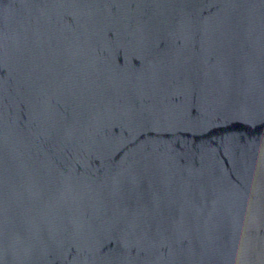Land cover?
Here are the masks:
<instances>
[{"label": "water", "instance_id": "obj_1", "mask_svg": "<svg viewBox=\"0 0 264 264\" xmlns=\"http://www.w3.org/2000/svg\"><path fill=\"white\" fill-rule=\"evenodd\" d=\"M0 264H264V0H0Z\"/></svg>", "mask_w": 264, "mask_h": 264}]
</instances>
